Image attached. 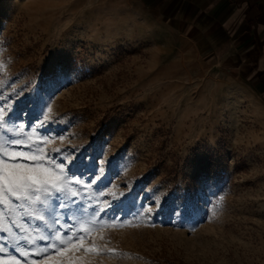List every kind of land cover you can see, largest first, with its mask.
<instances>
[{"label":"rangeland","instance_id":"374dc122","mask_svg":"<svg viewBox=\"0 0 264 264\" xmlns=\"http://www.w3.org/2000/svg\"><path fill=\"white\" fill-rule=\"evenodd\" d=\"M139 10L133 0H0V107L35 126L49 104L47 134L70 137L55 147L111 160L105 193L131 185L153 207L160 197L155 227L108 231L125 255L98 264H264V112L169 63Z\"/></svg>","mask_w":264,"mask_h":264},{"label":"snow or ice","instance_id":"6c2138e0","mask_svg":"<svg viewBox=\"0 0 264 264\" xmlns=\"http://www.w3.org/2000/svg\"><path fill=\"white\" fill-rule=\"evenodd\" d=\"M4 68L0 63V71ZM44 108L43 119L33 126L12 120L14 104L6 102L0 107V264H21L15 253L24 258V264H98L105 257H123L124 253L109 246L107 232L138 228L142 223L155 227L160 197L153 196V207L138 203L140 194L131 185L119 197L112 188L105 193V166L111 160H85L55 147L57 141L63 144L70 137L47 134L52 108L47 103ZM86 173L88 180L84 179ZM218 206L219 201L213 208ZM74 209L87 213L86 218L74 215ZM30 220L37 223L25 227ZM11 225L20 231L13 232Z\"/></svg>","mask_w":264,"mask_h":264},{"label":"crops","instance_id":"0c3cea01","mask_svg":"<svg viewBox=\"0 0 264 264\" xmlns=\"http://www.w3.org/2000/svg\"><path fill=\"white\" fill-rule=\"evenodd\" d=\"M169 63L264 112V0H133ZM234 91V92H233Z\"/></svg>","mask_w":264,"mask_h":264}]
</instances>
